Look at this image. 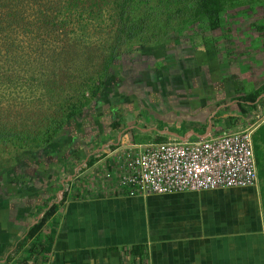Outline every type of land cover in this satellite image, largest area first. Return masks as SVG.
Segmentation results:
<instances>
[{
  "label": "crops",
  "instance_id": "obj_1",
  "mask_svg": "<svg viewBox=\"0 0 264 264\" xmlns=\"http://www.w3.org/2000/svg\"><path fill=\"white\" fill-rule=\"evenodd\" d=\"M224 44L203 39L181 47L176 61L155 57L119 102L97 108L83 145L3 167L0 264H264L257 187L130 197L104 177V167L135 147L238 128L230 117L237 99L254 93L242 91L249 50Z\"/></svg>",
  "mask_w": 264,
  "mask_h": 264
},
{
  "label": "rangeland",
  "instance_id": "obj_2",
  "mask_svg": "<svg viewBox=\"0 0 264 264\" xmlns=\"http://www.w3.org/2000/svg\"><path fill=\"white\" fill-rule=\"evenodd\" d=\"M7 0H0V15L6 10L11 12L13 19L9 23L1 21L0 30V127L4 125L18 130H26L29 134L39 132L45 126L48 120L52 119L61 110V101H71L72 92H67L68 88L64 75L67 68L73 70L75 64L79 63L87 57L81 51L72 56L75 58L73 62L63 55L62 47L64 45L63 36H59L60 32L53 34H45L43 30H37L41 25V12L44 8L48 9L46 16L49 18L55 15V10L63 7L65 0H16V5ZM113 0H97L101 7L102 17L97 21L91 22L84 29V35L87 36L94 56L93 64L97 65L100 60L99 46L101 40L112 26L111 21V2ZM90 4L87 2L86 6ZM225 12L222 14V26L219 30L211 32L203 23H195L185 26L181 29L171 30L160 45L142 46L144 49L139 50L138 44H128L125 47V53L122 59L118 61L116 70L113 67L112 74L115 75L114 82H120L118 87V96L116 99L112 97L104 98L102 102L99 99L90 100L88 105L82 109L81 114L76 115L69 126V132L73 136L88 137V123H91L95 116L101 112L98 111L99 106L106 107L112 102H119L117 98L125 96L131 90L132 81L141 78L142 74H147L148 69H152L151 60L155 57L166 62L171 59L178 60V53L183 46L191 42H202L204 40L218 39L224 40V48L233 47L236 51L241 49L240 44H247L249 53L243 54L242 66L249 72L248 81L242 88L243 94L247 92L261 91V95L257 98L255 107H246V112H242L234 106L236 115L230 117L235 118L237 129L255 131L264 125V0H248L243 5L237 6L236 9L230 7L229 2H224ZM81 6V3L80 5ZM3 8V9H2ZM16 13V19L14 18ZM13 21V22H12ZM82 19L70 20L74 25H67L69 22L65 20L66 32L68 36L73 37L72 27H77L85 21ZM68 45L64 46V49ZM57 47V49H55ZM9 51H7V49ZM69 49L71 50L70 46ZM53 50V52H52ZM85 52V51H84ZM245 52V49H243ZM154 53L153 55H150ZM67 61V62H66ZM66 62V65H65ZM82 69L86 68L88 73L92 71L88 65L82 63ZM98 66V65H97ZM71 72V71H70ZM79 71L73 70L74 82L80 80L77 74ZM81 74V73H80ZM131 83V84H130ZM138 87H134V90ZM133 91V90H132ZM88 96V93H85ZM101 102V103H100ZM65 106V103H63ZM232 132V131H231ZM33 136H36L34 134ZM76 137V138H77ZM83 138V137H81ZM33 140L28 142L32 144ZM82 140L79 141L78 147L81 146ZM83 145V143H82ZM42 152L43 149H37ZM18 148L12 145H0V170L7 166H14L17 163H24L28 158L19 154ZM264 153V144H262ZM19 160V161H18ZM264 171V159L260 165L259 171ZM257 191L264 201V176H259ZM264 216V206H263Z\"/></svg>",
  "mask_w": 264,
  "mask_h": 264
},
{
  "label": "trees",
  "instance_id": "obj_3",
  "mask_svg": "<svg viewBox=\"0 0 264 264\" xmlns=\"http://www.w3.org/2000/svg\"><path fill=\"white\" fill-rule=\"evenodd\" d=\"M248 0H113L109 11H111L112 26L109 31L104 34L99 46L100 58L97 65L93 64L94 56L89 57L94 51L88 53L91 48L87 41V36L84 35V29L91 22L97 21L102 17L100 12L101 7L97 0H65L63 7L52 9L55 10V15L47 17L48 9L39 10L41 13V25L38 27L45 34H53L60 32L59 36L65 38L62 47L63 55L71 62L75 60L72 56L81 51L87 57H84V63L92 69L88 73L87 69H82V62L75 64L73 70L79 71L77 76L80 80L74 82V73L69 67L67 68L64 78L66 80L67 92H72L74 95L71 101L62 100L61 110L58 115L48 120L45 126L39 132L28 133L26 130H18L4 125L0 127V145H12L18 148L20 155L26 156L28 160L37 159L39 149L47 152L50 150L56 152L58 149H70L78 147L79 138L73 137L68 131L69 126L74 123L72 119L81 114L82 109L88 105L90 100L100 101L104 98H110L117 95V89L121 86L120 82H114L115 75L112 74L113 67L116 70L118 61L124 55L125 47L128 44L137 43L139 50L144 49L142 46H157L160 45L163 38L168 36L171 30L181 29L185 26L195 23H203L211 32L219 30L222 26V14L225 12L224 2H229L230 7L236 9L237 6L243 5ZM16 5V0H7ZM88 4L86 6V4ZM81 3V6H79ZM3 9V8H2ZM16 19V13H14ZM82 19L85 21L80 26L72 27L73 37H69L65 28L67 25H74L70 20ZM13 19L11 12H2L0 15V30L1 21L9 23ZM14 20V19H13ZM69 22L65 26L66 22ZM82 21V22H83ZM13 22V21H12ZM68 45L66 50L64 46ZM69 46L71 50L69 49ZM7 51L8 48H6ZM57 49V47H55ZM85 51V52H84ZM53 52V50H52ZM154 56V53L150 54ZM67 62V61H66ZM65 62V65H66ZM71 71V72H70ZM81 73V74H80ZM88 93V96H85ZM119 95V94H118ZM117 95V96H118ZM261 95V91H256L252 94L242 96L237 99V106L243 113L246 112V107H255L257 98ZM100 102V103H101ZM65 103V106H63ZM118 125L112 124L111 129H117ZM36 134V136H33ZM77 137V139H75ZM81 137V135H80ZM254 143V153L257 162L258 177L264 176V171L260 170V165L264 159L262 144H264V125L257 128L252 135ZM33 140L32 144L28 141ZM41 152V153H42ZM56 155V153H54ZM19 161V160H18ZM64 197V196H63ZM264 206V201H263ZM57 205L52 204L48 210L42 215L40 220L29 230L27 238H32L45 224L47 219L53 215Z\"/></svg>",
  "mask_w": 264,
  "mask_h": 264
},
{
  "label": "built area",
  "instance_id": "obj_4",
  "mask_svg": "<svg viewBox=\"0 0 264 264\" xmlns=\"http://www.w3.org/2000/svg\"><path fill=\"white\" fill-rule=\"evenodd\" d=\"M253 132L206 134L196 140L138 146L117 155L116 165L104 167V177L114 178L119 192L130 197L256 188ZM63 193H58L59 200Z\"/></svg>",
  "mask_w": 264,
  "mask_h": 264
}]
</instances>
